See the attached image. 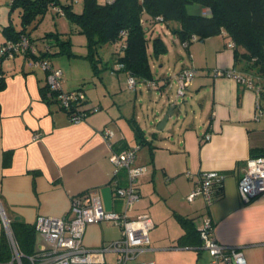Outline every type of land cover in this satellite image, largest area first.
<instances>
[{
  "label": "crops",
  "instance_id": "obj_1",
  "mask_svg": "<svg viewBox=\"0 0 264 264\" xmlns=\"http://www.w3.org/2000/svg\"><path fill=\"white\" fill-rule=\"evenodd\" d=\"M198 9L194 13L208 12L204 7ZM48 10L56 14L53 8ZM45 15L29 32L37 53H47L52 65L61 69L63 90L80 89L86 106L99 108L78 122L72 121L56 99L44 95L47 72L33 66L32 57L23 52L0 57V76L5 82L0 90V207L9 222L32 225L41 215L70 217L74 197L88 204L95 196L106 210L122 211L124 200L114 194L113 181L127 185V171L120 168L114 173L110 150L139 145L132 166L145 170L134 181L140 197L129 216L148 213L154 225L148 247L125 264L147 260L154 264H211L198 233L205 216L212 221L217 241L241 247L248 264H264V195L243 201L237 187L247 158L264 154V98L262 111L255 118L254 90L231 77L213 75L214 69L238 68L233 48L223 34L193 40L185 48L164 23L153 26L148 51L158 35L167 52L150 58L153 80L136 78L137 82L163 91L170 79L163 71L155 78L154 66L163 70L177 44L187 51V61L181 59L180 47L176 48L173 68L167 66L173 70V79L183 67L197 71L183 95L195 94L196 104H190L185 113H171L161 132L157 126L163 112L149 116L138 89L126 86L128 72L116 68L114 51L122 53L118 43L107 44L111 49L103 46L105 51L99 49L100 59L94 68L85 57V35L68 18L62 22L54 18V31L34 33L42 28ZM8 24L20 29V13L11 9V0H0V46L5 41L2 28ZM49 32L70 39L67 51L60 52L59 41L45 36ZM73 33L79 34L78 41ZM105 131L112 135L104 136ZM206 133H210L207 140ZM137 135L143 137V144H138ZM209 170L225 174L222 188L213 194L214 201L209 206L202 196L188 201L200 173ZM180 217L192 224L185 227ZM35 236L34 254L43 258L48 245L37 233ZM120 236L118 225L94 221L86 225L82 244L96 248ZM105 257L114 264L115 253L107 252Z\"/></svg>",
  "mask_w": 264,
  "mask_h": 264
},
{
  "label": "trees",
  "instance_id": "obj_2",
  "mask_svg": "<svg viewBox=\"0 0 264 264\" xmlns=\"http://www.w3.org/2000/svg\"><path fill=\"white\" fill-rule=\"evenodd\" d=\"M193 4L207 8L208 12H189L188 5ZM55 5L62 6L66 18L75 23L79 32L85 35L88 50L85 57L94 68L98 66L100 59L99 49L107 44L118 43L122 53L114 51L115 64L122 63V69L136 78L153 80L150 58L166 53L167 47L157 35L152 39V51L149 52V35L155 24L164 23L182 42L190 43L193 41L191 37L202 40L223 34L227 45L229 41L233 42L231 48L235 65L238 66L235 69L251 75L264 85V0H114L104 4L97 0H84L79 12L73 10V3H63L62 0H11V9H18L20 13L21 27L17 30L13 24L4 26L2 30L5 41H18L22 35L32 41L29 32L42 20L47 10ZM45 36H53L59 41L60 52L67 51L65 46L67 49L70 47L68 37L59 39L58 33L50 32ZM32 43L35 45L33 41ZM46 55L47 53L41 52L29 57L39 58ZM4 85V79L0 76V90ZM44 95L47 96V89ZM86 103L83 96L72 102L70 108L60 107L68 115L73 111L90 112L92 107H87ZM137 139L138 144H143L142 136L137 135ZM216 191H220V188H215L214 192ZM180 221L185 227L192 224L185 217H180ZM9 230L23 254L22 264H28V256L35 255L36 250V231L33 224L10 221ZM12 257L10 240L2 226L0 264H10Z\"/></svg>",
  "mask_w": 264,
  "mask_h": 264
},
{
  "label": "built area",
  "instance_id": "obj_3",
  "mask_svg": "<svg viewBox=\"0 0 264 264\" xmlns=\"http://www.w3.org/2000/svg\"><path fill=\"white\" fill-rule=\"evenodd\" d=\"M79 0H70L71 3ZM114 0H105L111 3ZM57 15H65L64 9L60 5L52 7ZM191 37V40H195ZM189 41L182 42L183 47L188 46ZM124 46V45H123ZM228 46L232 47L233 42L229 41ZM23 52L27 55H36L37 47L27 36L22 35L18 41L7 40L0 46V57H10L15 53ZM33 66H39L46 70L47 96L58 101L64 108H70V104L76 99L83 98L80 90L62 89V71L52 65L46 57H33L30 62ZM117 69H122L123 64L117 63ZM197 71L186 66L176 74V95L183 96L188 85L196 75ZM213 75L216 77H231L242 83L247 88L253 89L255 93V118L262 111L261 99L264 98V85L259 83L251 75L244 74L233 68L214 69ZM137 84L134 75L128 72L126 78L127 88L133 90ZM152 85L153 82H149ZM99 107L93 106L90 110H97ZM88 111H73L69 118L78 122L84 118ZM112 132L105 131L104 136L110 137ZM210 133L204 135L207 140ZM111 147V144H109ZM138 146L128 147L119 151L110 150L109 160L114 164V173L120 168L127 171L128 184L118 185L113 181L114 194L123 198L124 208L122 211L106 210L100 200L92 196L90 202L85 204L79 197H74L71 203L70 217L66 216H38L33 222L36 233L42 237L48 248L43 253L44 257L38 258L36 255L28 256V264H109L105 255L107 252L115 253L114 264H125L128 260H134L137 255L149 245V231L153 227V221L148 213H141L136 218L129 216V211L140 197L136 187V177L143 173L145 167L132 166L135 152ZM190 176L189 173H187ZM225 174L209 170L203 171L199 175V180L194 188L188 193L187 200L193 201L197 196H202L206 206L214 201L215 188H222ZM238 192L243 201L264 195V154L251 155L247 158L245 168L237 183ZM0 219L7 231L13 253L10 264H22L23 254L19 251L17 244L11 236L9 230V220L0 210ZM107 220L118 225L121 229V236L96 248H86L82 244V237L88 223ZM201 247L208 250L211 256V264H248L241 247L228 246L220 243L213 235L212 221L208 216L202 217L198 228ZM132 264H154L153 260L134 261Z\"/></svg>",
  "mask_w": 264,
  "mask_h": 264
},
{
  "label": "rangeland",
  "instance_id": "obj_4",
  "mask_svg": "<svg viewBox=\"0 0 264 264\" xmlns=\"http://www.w3.org/2000/svg\"><path fill=\"white\" fill-rule=\"evenodd\" d=\"M62 2L66 3V2H70V0H62ZM97 2L104 4L105 0H97ZM83 3H84V0H79V1L73 3L74 8L77 12L82 10ZM198 7H199L198 5L193 4V5H188L187 9L189 12L194 13V12H197L199 10ZM52 15H54V16H52ZM54 18L56 21H58V19H60L59 22L65 21V19H67L64 16H58L56 14H53L51 12V10H48L46 15H45V18L43 20L42 28L40 30L36 29V31L37 30L38 31L37 32L35 31L34 33L35 34H44L43 32L46 30L47 31L48 30L54 31L55 30L54 29V22H53ZM72 36H74L73 38L76 41H78L77 37L79 36V34L73 33ZM78 44H79V42H77V45H75V49H77V50L80 48V46H78ZM108 46L109 45H106L105 47L109 48V49L112 48L111 46H109V47ZM105 47L102 48V51L103 50L105 51V49H106ZM179 47H180V51L182 54L181 59H183L186 62L187 61V56H186L187 51L184 48H182L180 46V44H177V47H173V50L171 51L170 59L169 58L166 59L165 64H164L165 67L163 70L160 69V66L158 64H155V66H154V70L156 72L155 78H159L161 75V72L163 71L164 75L170 79L169 85H167L163 91L156 89V88L147 89L146 86H144V84L140 83V82H137V84H136V89H138L137 95L139 97H141V99H142V101H140L141 104H143L142 108L145 112L148 113L149 116H152L154 114H156L157 116H160L161 112H163L162 115H164L165 112L173 105L175 107H174V111L172 112V115L177 114L179 111H180V113H185V111L189 110L190 104H192V105L196 104V101L194 100L195 94H192V96L189 95V93H186L185 96H177L176 95L175 78L173 79V70H170V69L173 68L172 66H173L174 61L172 60V58L175 55V50H176V48L179 49ZM167 66H169L170 69H168ZM177 66H178V64H177ZM133 95H134V93H133ZM162 131L164 132V130H161V132ZM0 232H1V224H0Z\"/></svg>",
  "mask_w": 264,
  "mask_h": 264
},
{
  "label": "water",
  "instance_id": "obj_5",
  "mask_svg": "<svg viewBox=\"0 0 264 264\" xmlns=\"http://www.w3.org/2000/svg\"><path fill=\"white\" fill-rule=\"evenodd\" d=\"M172 109H173V106H171V107L166 111V113L163 115V117L161 118V120H160V122H159V124H158V126H157V129H158V130H162V129H163V126H164L165 122L167 121L169 115L172 113ZM0 210H2L1 207H0Z\"/></svg>",
  "mask_w": 264,
  "mask_h": 264
}]
</instances>
